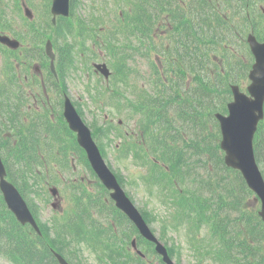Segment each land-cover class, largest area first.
Listing matches in <instances>:
<instances>
[{"label": "trees", "instance_id": "16d2710c", "mask_svg": "<svg viewBox=\"0 0 264 264\" xmlns=\"http://www.w3.org/2000/svg\"><path fill=\"white\" fill-rule=\"evenodd\" d=\"M133 15L135 16H142V15H147L148 19L151 18V16H155L157 14L156 12V6L158 5L157 0H137L134 4H133ZM159 21V18L156 17L152 20H144V21H140V20H136L135 22L131 23L133 26V30L131 31V34L136 38L140 40V35H139V31L141 30V24H143L142 28L143 30H141V33H143V37L146 39V42L148 43L147 47L149 46H153L154 41L157 40L156 34L154 32V29L156 28V23ZM33 40L36 43L37 41L41 40V33H38L36 35L33 36ZM123 40L127 44L130 41V38L126 35L123 36ZM66 55H68V53H66ZM63 59V56H61L60 58H58V64H59V68L56 70L58 71V75L59 76H63V67H64V63L61 61ZM43 64L46 67L47 70V60L43 59ZM31 63V61H27V65H29ZM155 66V64H154ZM30 67V65L28 66ZM24 68V66H23ZM47 75L48 78L50 79V73L47 70ZM9 79L11 81L14 80V78L16 77V74L14 73H10L9 74ZM54 82V80H53ZM2 94V93H1ZM4 100V101H3ZM0 102L2 105V109H0V114L4 113L7 115V119L11 122H17L18 119L16 117V115L18 116V113L20 110H17L16 108L20 109V106H15L14 110L11 111V113H6L8 111V109H10V107H8L9 101L8 98L3 97L2 95H0ZM20 103V102H19ZM160 117V116H158ZM160 120L163 122L164 124V120L160 118ZM57 122H60L59 124V130L63 133L60 134L59 130H57V132L53 133V137L55 140V146H54V151L51 150L47 153H45V139L46 137H44V132L40 127H34V124L32 123V120H29L27 122V125L22 126L21 124H19V130L16 131L18 134L16 136L14 147L13 150L17 156V158L19 159L14 171L12 173L13 177L19 176L23 173L24 176V183H25V187L23 188L24 192H25V196L28 198L29 197V191H30V186H29V181H28V176L30 177H36L38 176V180L39 183L43 186H48L49 184H51V182H58L59 179V174L55 171L57 165H60L62 163V160L67 156V140L70 139L69 138V132H67V130L64 128L63 125V121L61 122V118H58ZM165 133V132H164ZM59 135H62V137L65 139H61V137ZM163 136V134H162ZM73 144V142H72ZM190 146H193L195 148H200L198 143L193 140L190 144ZM162 156H164V150L162 151ZM23 162V164H22ZM22 164V165H21ZM21 167L23 168V172L21 171L20 174L16 175L17 171L21 170ZM29 171H31V173H24V170L27 168ZM36 171V172H33ZM29 174V175H27ZM191 192V197L192 200L194 201L195 206L199 207L201 205H205L207 207L210 206V204L213 203V200L207 196H203V192L201 191V185H198L195 188L190 189ZM221 196H219L217 198V204L219 206H223L224 204H226L227 202H225V198H220ZM30 199V198H29ZM196 210V208L194 207L193 204H191V210ZM0 216L2 217H6V221L7 223L10 224V226L12 227V232L11 235L13 237H17L19 235V233L23 232L22 230V226L19 225V223L15 222V225H13V221L10 217L9 212L6 210L5 205L3 200H1L0 197ZM216 216L219 218L221 215L216 214ZM218 221L220 222V224L224 223L223 220L218 219ZM215 226L217 227V224L215 222ZM27 227V226H25ZM24 229V228H23ZM57 232H60V230L57 228L56 229ZM28 233H30V230H28ZM67 232L70 233H76L77 231L74 228H68L66 230H64L61 234L56 235L54 238H50V240L48 241V243L53 244V243H58L61 244V247H67V245L64 243L63 241V236H65V234ZM88 232H92V230H88L84 233H88ZM33 235V234H32ZM29 236V235H28ZM61 236V239H59V241L57 240V237ZM20 237V235L18 236ZM34 239L41 241V239L35 235H33ZM19 239V238H18ZM16 245L19 248H23V245L21 243L20 240H18V242L16 243ZM63 249V247H62ZM41 257L43 258L44 262L49 264V262L51 261V258L48 257L47 255H43L41 253ZM238 264V263H237Z\"/></svg>", "mask_w": 264, "mask_h": 264}, {"label": "rangeland", "instance_id": "374dc122", "mask_svg": "<svg viewBox=\"0 0 264 264\" xmlns=\"http://www.w3.org/2000/svg\"><path fill=\"white\" fill-rule=\"evenodd\" d=\"M25 4L34 12L33 7H31L30 5H34V7H38L40 9V13H42V9L44 8L45 4L47 3V0H24ZM88 3V1H87ZM264 4V1H263ZM2 5V4H0ZM82 10V9H80ZM22 12V10H21ZM15 13L18 16V12L15 9ZM81 16H84L82 11H79ZM256 15H252V18H255ZM99 24V22L93 23V27H97ZM15 27H18L15 26ZM84 42L88 43L87 45H89V43H91V41L89 39H87L85 36L83 37ZM237 41L236 38H227V46L226 48V52L223 53V56L225 57H229L230 55L227 53L228 50L232 49L234 47L233 43ZM239 52V56H242V49L238 51ZM245 54V52H243ZM83 56L79 55L77 56V61H75V65L74 67L76 68L75 71L71 72L68 74V76L66 77V86L68 89V95L71 99L75 100L77 102V105L79 106V108L81 109L82 112V117L84 119V121L86 123H89L93 118L96 119V117L98 118V120L100 121L102 118L98 117L101 116L105 111L111 113V109H107V108H96L95 106H100L99 103L93 104L90 100L92 98V96H90V91L89 88L90 86H87L84 89V80H81V75L84 71H86V69L89 71V69L87 68L88 66H86V64L82 61ZM97 61V60H96ZM92 61L89 62V64ZM94 62V61H93ZM241 67V63L236 65V68H240ZM142 68L144 69L145 67L142 66ZM237 73V72H236ZM90 75L85 76V81L88 79V81H91L92 83V76L93 74L91 72H89ZM234 78V77H233ZM142 81V80H141ZM83 83V84H82ZM245 84V82H243ZM97 102V101H96ZM27 108H28V112L27 114L30 113V109L31 107L28 106L26 104ZM103 111V112H102ZM108 113V114H109ZM110 115V114H109ZM50 119L53 117V114L50 113L49 114ZM48 116V117H49ZM113 120L116 119V117H112ZM102 123H105V121H100ZM122 124V122L120 123ZM44 126H49L50 129H53L52 126H50L51 124L48 122H44L43 123ZM136 128V126H135ZM215 129H217V127H214ZM213 128V129H214ZM125 131L127 132H133L134 131V126H133V121H128V120H124V123L122 124V128L121 131ZM209 129H212V127L210 126ZM116 131V130H115ZM111 132L109 133L113 139V143H117L119 141V139L121 137L117 136V131L116 132ZM63 134V133H62ZM49 142L48 145L45 146V153L49 152L51 150V142L53 140V134L49 133ZM70 139L67 140V150L71 151L72 148V137L69 136ZM100 141H103V137H99ZM216 139V132H215V138ZM75 141V139H74ZM137 142H139L137 140ZM140 143V142H139ZM141 144V143H140ZM6 156L8 157L9 161H13L15 160V157L13 156V150H8V153H6ZM104 160L105 162H109L111 168H113L116 171H119L121 173V175L124 177L125 179V183H124V190L128 193V195L130 196L131 200L134 202V204L138 207V208H142L145 207L146 209L150 210L152 214H155L157 216V219L154 220L153 222V226L154 229H157V227H159V222L161 219V216L163 217L165 215V208L164 206L161 204L159 197L154 193H150L148 192V188L145 187L144 184L141 183V181L138 178V167L134 165V163L131 161V159L124 158L125 156L119 155L110 145H106L104 146ZM82 161V159L76 155L75 157V161ZM72 161V163L75 165V169L76 171H79L78 174L81 175L83 178L85 179H80L78 181V183L80 184V188L79 191H83L84 195H92L94 194V189L92 188V185H90L88 183L87 180L90 179V176H87V172H85V170H82V166L78 165L77 162ZM68 163L69 162H65V166L68 167ZM87 179V180H86ZM64 181V178H63ZM67 191V190H66ZM80 193V192H79ZM104 192L101 193V197H104ZM59 199V206L60 209H52V207L48 204H46L44 202V204L42 203V205L40 206V209L38 211V215L40 220L42 221H48V217H47V213L52 211H55L57 214L62 213V211L65 209L66 207V200H64V194H62V196L60 195ZM48 202L50 203V199H47ZM62 207L64 209H62ZM89 207V206H88ZM234 214V213H233ZM65 218L69 217V214H64ZM152 226V227H153ZM204 233H206V230H203ZM171 235V236H170ZM167 236L170 238L176 239L175 242L180 244V254H181V258H180V264H197L196 263V259L193 256V253H189V249L187 247V245L185 244V238L186 235L185 233L180 230L179 232L177 231H173L170 230L169 233H167ZM168 239V241L172 240V239ZM83 258H86L87 264H98L95 262V260L93 259L92 255L89 254L88 252L84 251L83 252ZM0 264H10L7 260H5L4 258L0 257Z\"/></svg>", "mask_w": 264, "mask_h": 264}, {"label": "water", "instance_id": "95a60500", "mask_svg": "<svg viewBox=\"0 0 264 264\" xmlns=\"http://www.w3.org/2000/svg\"><path fill=\"white\" fill-rule=\"evenodd\" d=\"M64 1L65 0H53L52 11H63L64 7H66ZM255 50H257V52L259 51L258 48ZM46 52L50 55V57H52L51 53L49 52L48 43L46 45ZM236 92V103L243 101L252 105V101L241 97ZM259 97L260 95L258 96V98ZM63 114L69 124V127L77 132L78 139L86 148H88L91 141L90 138L87 137V134L85 132L86 129L81 124L72 106L67 101L64 104ZM217 116L220 120V129L222 134L221 147L224 148L227 152L226 160L228 164L232 165L233 167L240 168L248 184L253 187H256V176H254L253 173L254 166L252 164L251 158L249 159V156L247 154V148L250 146L251 126L256 117L253 112V109L249 110L247 108H235V104H231L229 106L228 116ZM90 156L94 163L97 164L99 162V160L93 157L92 154ZM2 174L3 170L0 165V186L4 191V198L7 201L8 206L15 211L17 217L21 221H24V217L28 215L25 205L20 199L17 192L15 191V189L3 181ZM124 205L129 207V209L131 210L130 205L127 201L124 202ZM134 213L135 211L132 209L131 213L129 214L133 217Z\"/></svg>", "mask_w": 264, "mask_h": 264}]
</instances>
